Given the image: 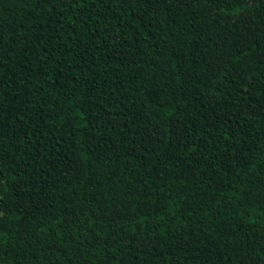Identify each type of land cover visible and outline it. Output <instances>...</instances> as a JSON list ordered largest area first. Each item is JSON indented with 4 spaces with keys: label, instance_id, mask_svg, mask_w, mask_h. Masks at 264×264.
<instances>
[{
    "label": "trees",
    "instance_id": "16d2710c",
    "mask_svg": "<svg viewBox=\"0 0 264 264\" xmlns=\"http://www.w3.org/2000/svg\"><path fill=\"white\" fill-rule=\"evenodd\" d=\"M0 264H264V0H0Z\"/></svg>",
    "mask_w": 264,
    "mask_h": 264
},
{
    "label": "snow or ice",
    "instance_id": "6c2138e0",
    "mask_svg": "<svg viewBox=\"0 0 264 264\" xmlns=\"http://www.w3.org/2000/svg\"><path fill=\"white\" fill-rule=\"evenodd\" d=\"M0 203H2V201H0Z\"/></svg>",
    "mask_w": 264,
    "mask_h": 264
}]
</instances>
